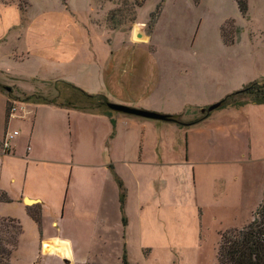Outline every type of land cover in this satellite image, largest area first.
Here are the masks:
<instances>
[{"label":"rangeland","instance_id":"374dc122","mask_svg":"<svg viewBox=\"0 0 264 264\" xmlns=\"http://www.w3.org/2000/svg\"><path fill=\"white\" fill-rule=\"evenodd\" d=\"M134 5L133 0H0V84L4 87L2 91L10 96V106L16 102L38 101L40 96L57 100L58 80L64 79L98 94L92 91L102 83L97 64L104 67L111 54L129 48L141 73H151L148 65H156L158 73L155 74H162L166 80L165 96L177 105L188 97L219 101L225 96L222 90L226 86H235L233 92L253 81L264 83V0H247L245 17L234 0H199L197 4L192 0H143L139 6ZM158 6L160 11H156ZM221 25L224 39L232 40L233 44L222 42ZM140 32L141 37H138ZM150 34L152 40L148 42L146 36ZM143 41L145 44H139ZM200 75L204 85L198 78ZM244 100L249 103L251 97L233 96L227 103ZM107 101L114 102L108 98ZM221 108L213 111L218 113ZM60 113L62 121L42 109L40 121L45 124L66 122V114ZM201 113L198 109L176 115L179 121L191 123L190 120L202 116ZM29 125L28 121L13 118L8 129L27 133ZM145 136L147 145L143 155L153 163L157 161L158 147L149 131L140 135V144ZM100 161L99 158L94 160L95 168L91 171H86L80 162L81 165L73 168L71 178L69 166L63 168V177L60 171L53 169L58 187L62 186V180L66 188L70 187L68 200L75 186L119 193L114 177L98 168ZM44 162L32 163L19 156L11 158L3 165L5 183L15 191L23 185V176L27 174L24 186L32 185L36 179L50 173L48 166L42 165ZM133 166L137 171L119 168L118 174L125 189V226L118 224L115 205L106 219L102 241L95 240L96 228L85 221L71 222V225L59 222L57 228L49 227L51 231L63 228L62 236L73 244L80 242L76 255L80 262L69 261V264H121L123 249L130 264H217L218 219L207 211L203 214L197 209L167 206L171 205L170 190L163 189L160 175L146 164ZM12 176L14 182L10 181ZM7 190L1 189L11 199ZM19 200L20 197L15 201ZM138 204H141L140 212ZM33 209L31 212L38 214L39 207ZM58 212H54L55 216ZM50 213L52 211L47 214ZM39 222L40 210L38 226L21 227L11 263L67 264L68 261L56 260L60 254L43 250L37 254V245L29 238L34 231H40ZM47 257L48 262H42Z\"/></svg>","mask_w":264,"mask_h":264},{"label":"crops","instance_id":"0c3cea01","mask_svg":"<svg viewBox=\"0 0 264 264\" xmlns=\"http://www.w3.org/2000/svg\"><path fill=\"white\" fill-rule=\"evenodd\" d=\"M146 39L151 41L152 35L146 36ZM144 42L146 41L139 44H145ZM97 65L99 70L101 69L98 75L101 76L102 83L99 82L98 88H93L92 91L104 94L116 103L164 114H181L197 111L218 101L188 97L179 105L171 102L169 97L165 96L166 80L162 74H155L158 73L155 71L156 65H148L151 73L147 75L138 71L132 48L127 51L118 49L111 54L106 66ZM187 71L188 69L186 73ZM198 78L204 85L202 76ZM234 88L235 86H226L222 94L226 95ZM7 101H10L9 94L0 91V178L3 179H0V190L11 189L4 181L6 169L3 170V165L16 156L32 163L45 161L42 165L48 166L50 173L36 179L26 188L25 174L23 185L15 191L7 190L12 200L0 202V217L16 219L22 224L21 227L35 226L36 222L29 215L28 208L38 206L40 231H34L29 238L37 245V254L41 252L40 245L44 242H66L69 256L61 254L56 260L80 262L76 256L77 250L81 248L77 246L80 242L73 244L72 240L62 236L60 232L63 228L52 231L49 229L57 228L59 222L67 225L81 221L91 223L96 228L95 240H101L103 228L107 226L106 219L116 205L118 224L122 226L118 192L110 189L107 193L106 189L75 186L71 199L68 200L70 187L66 188L62 180V186L59 188L57 176L52 173L53 169H57V173L60 171L63 177V168L69 166L71 178L73 168L81 165L80 162L86 171H91L95 168L93 162L97 158L101 160L98 166L100 171L106 170L111 176L114 172L118 177L119 168H130L135 172L137 167L133 165H148L153 173L160 175L163 189L170 190L171 205L167 206L172 209H197L203 214L204 211L211 213L214 219L219 221L218 234L245 226L253 219L262 202L264 104L249 102L241 106H227L221 108L218 113L210 112L199 122L180 127L171 122L155 123L120 113H91L31 102H16L12 116L6 117ZM181 107L182 110L178 111ZM42 109L55 115L58 121H62L59 115L63 112L67 121L42 123L39 116ZM13 118L30 122L28 132L9 130L8 126ZM13 131H17V134L10 140V149L3 150L1 141L4 133ZM147 131L153 134L159 151L158 157L154 156L157 161L153 163L143 155L147 145L146 136L145 141L140 144V135ZM10 181L14 182L15 178L12 176ZM18 197L20 200L15 201ZM24 199L31 200V203H25ZM125 210L126 204L124 212ZM137 210L141 211V204L137 205ZM49 211H52L50 215L47 214ZM56 211H59L57 216L54 214ZM48 260L47 257L42 262Z\"/></svg>","mask_w":264,"mask_h":264},{"label":"trees","instance_id":"16d2710c","mask_svg":"<svg viewBox=\"0 0 264 264\" xmlns=\"http://www.w3.org/2000/svg\"><path fill=\"white\" fill-rule=\"evenodd\" d=\"M143 0H133L134 6H139ZM193 3L197 4L199 0H192ZM240 14L245 17L247 15V0H234ZM160 11L161 7L158 6L156 11ZM158 13V12H156ZM224 26H220V36L224 44H233L232 40H225L223 36ZM57 81V80H56ZM60 83L59 94L56 95L57 100H47L40 96L38 101H28L31 103H41V104H51L59 107L74 108L85 112H110L107 109V98L103 94H92L81 87L68 82L66 80H58ZM57 84V83H56ZM3 86L0 84V91L3 90ZM66 90V91H65ZM250 96L251 103L264 104V83L260 82H250L243 86L241 89L233 91L225 95L221 100H219V108L233 105L240 106L246 103V101H241L236 103H227L233 96ZM35 97V96H32ZM39 96H37L38 98ZM29 100L30 96L27 97ZM10 101L6 104V117H9ZM203 109V108H202ZM206 109V107H204ZM210 113V112H209ZM206 110L202 112V116L197 117L191 123H183L178 120V115L167 114L169 121L174 122L179 126H188L199 122L209 115ZM114 179L117 183L119 189V204L121 211V223L123 226L126 225V219L124 216V201H125V189L121 179L116 176L113 172ZM10 199L7 197L6 193L0 190V202H9ZM33 208H28V213L31 218L38 222L39 221V210L38 214L31 212ZM22 228L20 223L13 218H3L0 217V264H12L11 254L18 242V237L21 235ZM216 261L217 264H264V193L261 204L256 209L253 219L247 223L245 226L239 229H228L220 234ZM121 264H130L126 252H123L120 256ZM69 264V262H66Z\"/></svg>","mask_w":264,"mask_h":264},{"label":"water","instance_id":"95a60500","mask_svg":"<svg viewBox=\"0 0 264 264\" xmlns=\"http://www.w3.org/2000/svg\"><path fill=\"white\" fill-rule=\"evenodd\" d=\"M137 36L139 37L140 34H137ZM5 89L9 90L8 87H5ZM219 105H220V102L217 101V102L212 103L209 106H207L206 109H204V108L201 109V112H204V110H206V112L209 113V112L217 109L219 107ZM106 106L111 111L122 113L125 115L136 116V117H141V118L151 119V120H160V121H168L169 120L167 114L159 113L156 111L147 110V109H143V108H137V107H133V106L125 105V104H120V103H115V102H108ZM24 201L26 203V199H24ZM29 201H31V200H29Z\"/></svg>","mask_w":264,"mask_h":264},{"label":"bare ground","instance_id":"6f19581e","mask_svg":"<svg viewBox=\"0 0 264 264\" xmlns=\"http://www.w3.org/2000/svg\"><path fill=\"white\" fill-rule=\"evenodd\" d=\"M141 37V35L139 36ZM26 203L30 204L31 201L26 199ZM42 250L43 252H50V253H57V254H64L66 256H69V248L68 244L66 242H44L42 243ZM69 262V260H67Z\"/></svg>","mask_w":264,"mask_h":264},{"label":"built area","instance_id":"2783aa9c","mask_svg":"<svg viewBox=\"0 0 264 264\" xmlns=\"http://www.w3.org/2000/svg\"><path fill=\"white\" fill-rule=\"evenodd\" d=\"M14 103L13 105H11L10 109H9V116H12V113L14 111ZM17 134V131H13L12 133L10 132H5L3 139L1 141V146L3 150H7L10 149L11 145H10V140L13 138L14 135Z\"/></svg>","mask_w":264,"mask_h":264}]
</instances>
